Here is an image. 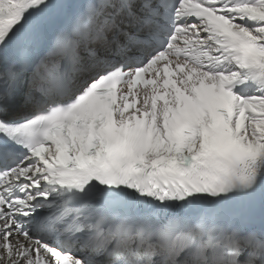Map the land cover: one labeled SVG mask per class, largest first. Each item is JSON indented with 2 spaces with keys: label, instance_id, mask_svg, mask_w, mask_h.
I'll use <instances>...</instances> for the list:
<instances>
[{
  "label": "snow or ice",
  "instance_id": "snow-or-ice-1",
  "mask_svg": "<svg viewBox=\"0 0 264 264\" xmlns=\"http://www.w3.org/2000/svg\"><path fill=\"white\" fill-rule=\"evenodd\" d=\"M0 82V264H264V0H0Z\"/></svg>",
  "mask_w": 264,
  "mask_h": 264
}]
</instances>
